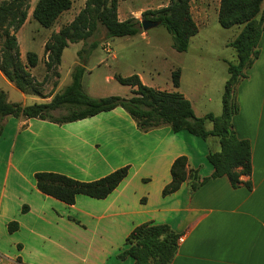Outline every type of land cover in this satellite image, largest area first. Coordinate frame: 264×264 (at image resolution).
Segmentation results:
<instances>
[{"label": "crops", "instance_id": "crops-1", "mask_svg": "<svg viewBox=\"0 0 264 264\" xmlns=\"http://www.w3.org/2000/svg\"><path fill=\"white\" fill-rule=\"evenodd\" d=\"M219 8L220 3L217 16ZM118 16L125 21L119 9ZM257 49V60L236 89L239 112L233 130L250 142L253 166L252 175L242 177L238 187L226 176L210 179L214 169L208 156L221 150L216 137L175 134L168 126L144 133L121 108L65 125L6 118L9 130L0 138L1 264H107L144 224L167 225L178 235L171 264H264V33ZM207 129L212 131L213 125ZM180 157L187 158L188 169L198 171L202 180H210L195 191L188 180L164 196ZM27 158L33 164L23 168ZM124 167L130 168L129 175L109 197L79 195L72 206L44 195L35 182L41 172L93 182ZM70 214L80 219L85 242L53 230L55 219ZM12 222L19 225L14 233L8 229Z\"/></svg>", "mask_w": 264, "mask_h": 264}, {"label": "trees", "instance_id": "trees-1", "mask_svg": "<svg viewBox=\"0 0 264 264\" xmlns=\"http://www.w3.org/2000/svg\"><path fill=\"white\" fill-rule=\"evenodd\" d=\"M264 0H221L218 13L219 24L224 29L243 27L240 34L230 43L236 51L237 64L229 63V78L223 94V113L220 116L195 115L192 103L179 92L157 90L143 84L139 75L128 78L116 76V80L132 88V96L123 98H93L83 88L86 64L78 65L73 72L72 84L62 93L55 95L48 103L23 107L7 101V95L0 89V138L5 118L24 117L40 119L58 125L70 124L93 118L117 108L125 110L136 122L141 132L147 133L168 126L177 134L190 135L207 140L216 137L221 150L210 153L208 161L214 169L210 179L228 177L234 187L242 184V177L252 175V148L248 140L238 138L233 130V117L239 112L236 89L246 72L259 56L258 44L264 33ZM71 0H39L33 11V18L44 28H52L61 15L71 10ZM119 0H87L84 8L68 25L53 34L45 45L46 68L51 71L62 64L64 51L71 45L95 38L100 27L105 28L107 39L134 38L142 33V24L136 18L120 21ZM31 0H4L0 3V71L25 94L33 86L34 78L29 68L37 67L39 58L29 53L27 64L21 59L17 33L27 21ZM142 20L160 23L173 37L172 47L180 53L188 51L191 40L199 34V27L193 18L191 0H170L168 5L142 13ZM98 42L90 44L95 49ZM173 87L178 89L181 71L172 76ZM66 109L67 114L55 116L54 112ZM212 124L208 131L207 124ZM129 167L114 171L93 182H82L58 173H37V189L69 206L75 205L79 195L97 200L109 197L128 177ZM172 182L163 195L177 192L183 183L191 181L195 191L210 179L202 180L199 172L188 169L186 157L178 158L171 168ZM250 187V183H245ZM26 207L23 211H26ZM17 222L9 224L10 233L18 230ZM178 235L167 225L144 224L135 228L125 241V249L118 255L120 260L132 258L134 264H171L178 251Z\"/></svg>", "mask_w": 264, "mask_h": 264}, {"label": "rangeland", "instance_id": "rangeland-1", "mask_svg": "<svg viewBox=\"0 0 264 264\" xmlns=\"http://www.w3.org/2000/svg\"><path fill=\"white\" fill-rule=\"evenodd\" d=\"M2 1L4 0H0V3ZM38 1L31 0L27 21L17 33L24 64H27L29 53H35L39 58L37 67L29 68L34 83L28 94L22 93L0 71V89L7 95L8 102L23 107L50 102L55 95L62 93L72 84L75 68L86 64L83 88L93 98L131 97L132 88L120 84L116 76L128 78L136 74L148 87L184 94L198 115H222L223 94L229 78L228 66L229 63L237 64L236 51L227 44L236 34H240L243 27L232 29L221 27L216 15L221 0H191L192 15L200 32L192 39L185 53L177 52L172 47L173 37L161 25L149 31L142 29L141 34L146 33L148 37L134 38L131 41L121 38L106 41V30L100 27L95 38H90L86 43L70 45L64 52L63 64L51 71H48L45 65L46 43L53 34L58 33L62 27L75 19L87 0H71L73 2L71 10L63 13L50 29L42 27L33 18V11ZM169 1L119 0L118 9L121 18L125 21L134 17L142 21L143 12L163 8ZM94 42H98V46L90 50L89 45ZM177 70L181 71V81L180 87L175 89L172 76ZM65 114H67L66 109L54 112L57 117ZM4 129L9 130V127L3 121L2 135ZM31 159L23 160V168L33 164ZM53 230L62 231L72 237L78 236L79 241L86 240V237L80 234L84 230L80 225V219L72 214L65 220L55 219ZM116 254L108 258L107 264L121 261Z\"/></svg>", "mask_w": 264, "mask_h": 264}, {"label": "water", "instance_id": "water-1", "mask_svg": "<svg viewBox=\"0 0 264 264\" xmlns=\"http://www.w3.org/2000/svg\"><path fill=\"white\" fill-rule=\"evenodd\" d=\"M141 24H142V29L144 31H149V30H151L153 28H156V27L160 26V23L154 22V21H151V20H142Z\"/></svg>", "mask_w": 264, "mask_h": 264}, {"label": "built area", "instance_id": "built-area-1", "mask_svg": "<svg viewBox=\"0 0 264 264\" xmlns=\"http://www.w3.org/2000/svg\"><path fill=\"white\" fill-rule=\"evenodd\" d=\"M181 242H182V240H181ZM2 262H1V260H0V264H1Z\"/></svg>", "mask_w": 264, "mask_h": 264}]
</instances>
